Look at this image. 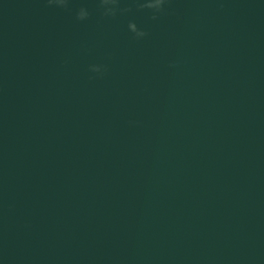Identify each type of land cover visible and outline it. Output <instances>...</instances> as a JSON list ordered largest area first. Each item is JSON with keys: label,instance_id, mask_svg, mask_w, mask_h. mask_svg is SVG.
<instances>
[{"label": "water", "instance_id": "1", "mask_svg": "<svg viewBox=\"0 0 264 264\" xmlns=\"http://www.w3.org/2000/svg\"><path fill=\"white\" fill-rule=\"evenodd\" d=\"M146 3L0 0V264H264V0Z\"/></svg>", "mask_w": 264, "mask_h": 264}, {"label": "clouds", "instance_id": "2", "mask_svg": "<svg viewBox=\"0 0 264 264\" xmlns=\"http://www.w3.org/2000/svg\"><path fill=\"white\" fill-rule=\"evenodd\" d=\"M49 4H54L58 7H64L67 4V0H48ZM163 3V0H147L146 7L152 8L155 10H159L161 7V4ZM100 4L104 9V14L105 15H112L114 13V5L116 4V0H100ZM88 16V12L85 8L81 7L77 12H76V18L78 20H83ZM137 37H142L144 36L143 32H138L136 34ZM90 70L92 72H100V68H98L96 65H91Z\"/></svg>", "mask_w": 264, "mask_h": 264}]
</instances>
